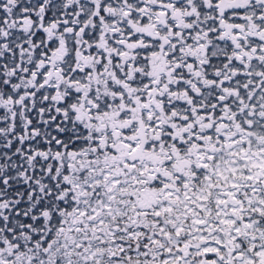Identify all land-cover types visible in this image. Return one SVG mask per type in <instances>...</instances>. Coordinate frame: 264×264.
Wrapping results in <instances>:
<instances>
[{
  "label": "snow or ice",
  "instance_id": "obj_1",
  "mask_svg": "<svg viewBox=\"0 0 264 264\" xmlns=\"http://www.w3.org/2000/svg\"><path fill=\"white\" fill-rule=\"evenodd\" d=\"M0 264H264V0H0Z\"/></svg>",
  "mask_w": 264,
  "mask_h": 264
}]
</instances>
